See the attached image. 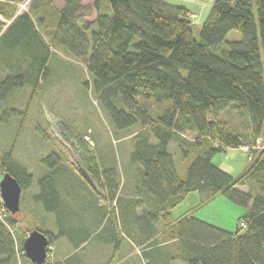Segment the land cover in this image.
Masks as SVG:
<instances>
[{"label":"trees","instance_id":"trees-1","mask_svg":"<svg viewBox=\"0 0 264 264\" xmlns=\"http://www.w3.org/2000/svg\"><path fill=\"white\" fill-rule=\"evenodd\" d=\"M215 1L200 28L198 41L189 10L165 0H66L53 45L64 47L85 62L93 82L87 88L96 93L115 130L127 131L137 125L143 128L134 140L130 159L138 168L135 187L139 195H144L142 202L150 209L145 213L148 220L143 228L151 232L154 248H160L161 244L155 224L169 220L168 228L176 233L185 264H264V145L253 152L247 169L236 179L213 164L216 155L244 143L242 134L231 130L222 120V114L234 104L239 115L249 120L253 138L264 141V0ZM20 21L21 33L5 51L16 54L17 59L14 62L10 56L11 74L0 80V101H6L16 89L35 85L39 78L48 76L51 45L44 41L27 13L10 27ZM235 30L242 34V40L227 43L228 50L222 48V43ZM4 56L9 61L10 57L3 53ZM140 100L156 105L171 101L172 107L154 117ZM18 113L5 112L0 123H7ZM189 133L196 136L191 155L186 152L184 155L192 160L181 177L170 143L185 142L183 135ZM82 159L87 167L81 165L95 180L97 188L90 187L97 195L91 193L85 197L73 187L63 186L68 173L61 171L62 160L56 153L46 157L43 161L49 173L37 180L39 192L34 201L56 215L60 235L33 227L27 231L23 243L37 229L53 245L68 233L69 226L74 227L76 221L82 226L96 209L101 212H97L92 226L112 222L110 234L115 245L121 238L115 207L107 209L105 205L99 209L97 204L101 192L110 202H119L122 186L119 170L115 164L106 168L104 162L105 168L100 169L98 158L91 154H82ZM1 167L17 178L23 190L32 186L33 174L14 161L12 152L4 156ZM243 187L249 191L245 193L240 189ZM195 192L204 198L203 205L217 196H226L245 207L248 211L240 217L237 232H228L193 214L172 221L171 210ZM147 195H152L154 201ZM69 200L77 201L79 207L74 210ZM124 201L125 220L129 202ZM139 203L137 206L141 208ZM137 206L134 205V211ZM79 211L81 215L77 214ZM128 212L134 214L131 206ZM0 216L5 217L0 219V264H22L21 259L33 264L22 249L23 243L18 248L12 233L24 217L19 220L12 216L5 209L1 195ZM158 247L155 251L161 252ZM49 258L50 255L47 263L52 264ZM159 258L148 256V264L151 261L168 264L166 258Z\"/></svg>","mask_w":264,"mask_h":264},{"label":"rangeland","instance_id":"rangeland-1","mask_svg":"<svg viewBox=\"0 0 264 264\" xmlns=\"http://www.w3.org/2000/svg\"><path fill=\"white\" fill-rule=\"evenodd\" d=\"M43 0H0V15L3 11L8 12L12 8L18 14L30 12L31 14L45 7L41 4ZM91 1V0H89ZM34 2V5L31 6ZM53 6L58 8L62 0H50ZM88 2V0H85ZM173 6H180L189 10L190 18L193 21V33L198 41L201 39L200 28L209 14L211 6L215 0H165ZM41 4V5H40ZM39 5V6H38ZM11 11V10H10ZM46 28H42L39 20L35 17L36 29L44 36L45 41L51 45V56L49 59V71L46 79L39 78L37 83L27 84L23 88L16 89L9 95L6 101H0V117L10 110L18 111L17 117L9 118L7 123H0V182L5 171L2 169V160L7 153L12 152V158L15 162L22 165L28 172L33 174V184L30 188L22 192V212L17 214V218L24 221L15 229H12L14 238L16 239L18 248L22 246L23 239L27 231L33 227H37L41 231L55 230L56 215L44 211L42 205L35 203L34 196L39 192L37 180L41 176L48 174V168L45 166L43 159L51 154L56 153L62 160V169L64 174L68 173L67 180L64 179L63 186L73 189L81 195L96 194L86 181L82 178L79 168V162L87 167V163L82 159V154L87 153L96 156L100 169L111 167L115 164L118 168L121 179V192L117 202H110L108 197L101 192L100 202L106 205V208L115 207L116 216L123 226L120 233L123 243L113 246L100 245L101 238L109 236V231L113 225L112 222H105L101 227L92 226L85 232L84 242L81 245L80 255L83 258L82 264H148V256L167 259L168 264H185L181 259L179 251V242L176 233L170 232L169 223L171 221H161L155 224V231L158 233L161 252L155 251L154 244L149 239H143L139 232L140 225L134 222L140 220L137 216L146 213L150 209L147 204L143 209L138 208L140 201L133 199L131 196L139 195L135 187L137 181L138 168L131 163V153L134 150V140L138 134L143 132L140 125L127 129V131H117L110 123L108 114H106L101 105L98 103L96 93L92 88H87L89 83L91 86L92 76L87 72L85 62L76 57L73 53L68 52L62 46L53 45L48 28L57 29V24L53 19V11H45ZM22 21L3 29L0 26V80L5 79L8 72L2 69L1 54L12 56L16 61V54L5 52L13 44L15 38L19 36ZM44 22V21H43ZM42 22V23H43ZM56 24V26H54ZM10 27V28H9ZM3 29V30H2ZM47 29V30H46ZM242 34L238 31H231L226 41L221 47L228 50V44L233 41H241ZM7 58V57H6ZM3 71V75H2ZM141 104L150 110L154 117L164 114L165 110L172 107L171 101L158 102L156 105L152 101L140 100ZM149 103V105H148ZM162 109V110H161ZM222 120L233 131H239L242 134L244 143L236 149L228 148L226 153L215 156L213 164L219 167L225 173L233 178H238L243 173L251 161L253 152L256 153L262 148L264 141L259 138L255 140L250 128V122L247 118H242L235 104L228 108V111L222 114ZM195 134H184L183 141H174L171 145V152L176 155V164L178 173L182 177L186 168V155L191 151ZM83 139V141H82ZM86 143V146L82 144ZM84 147H83V146ZM190 154V153H189ZM191 155V154H190ZM89 165V164H88ZM184 168V169H183ZM80 182L83 184L81 186ZM65 184V185H64ZM125 184V185H124ZM64 187V189H65ZM245 193L249 191L248 187L241 188ZM62 192L66 191L62 189ZM68 194V193H65ZM198 198L199 193L196 192ZM192 194V195H195ZM153 200L152 195H147ZM123 197H125L123 199ZM129 204L125 207L126 212L129 206L134 214H130L129 218L123 217L122 207L124 209L126 198ZM192 196L185 198L183 202H179L172 209V221H176L193 208ZM154 201V200H153ZM197 201V199H196ZM140 204V203H139ZM134 205L135 207L134 211ZM193 206V207H189ZM155 212L156 210H152ZM151 211V212H152ZM248 210L245 207L238 206L226 196H217L213 201L207 203L205 207L196 212V216L211 220L212 224L230 232H237L240 217L246 214ZM79 211L77 214H80ZM80 218V217H79ZM138 218V219H137ZM161 218V217H160ZM0 219L5 220L4 216ZM133 222V233L135 238V247L128 246L127 233L124 222ZM169 225V226H168ZM105 226V227H104ZM104 228V229H102ZM168 228V230H167ZM163 235V236H162ZM142 238V239H141ZM59 240V239H58ZM57 241V240H56ZM50 254V263L56 264L54 255L55 247ZM120 250L117 251V248ZM135 249L132 251V249ZM130 254L131 256H127ZM159 258V259H160ZM160 262V261H159ZM22 264H27V260L21 259ZM154 264V261H151ZM161 264V263H160Z\"/></svg>","mask_w":264,"mask_h":264},{"label":"crops","instance_id":"crops-1","mask_svg":"<svg viewBox=\"0 0 264 264\" xmlns=\"http://www.w3.org/2000/svg\"><path fill=\"white\" fill-rule=\"evenodd\" d=\"M32 1H34L35 2V0H32ZM43 1H44V3H43ZM42 2H41V4L43 5V6H45V7H42V9L41 10H38L37 12H34V14L32 13H30L29 11L28 12H24V13H27V14H29V16L31 17V19H32V21L34 22V24L35 23H38L36 20H35V17H37V19H40L39 20V22H40V25H41V27L42 28H46V22H45V19H44V16H45V11H47V8L49 9V11H53V19H56V20H54V22H56V24H57V20H58V22H59V15H60V12H61V10L63 9L62 7H64V4H65V1L66 0H62V2H61V4L58 6V8L56 7H54L53 6V8H52V4H51V2H50V0H43ZM85 1V0H84ZM34 2H33V4L31 5V6H33L34 5ZM40 4V5H41ZM39 6V5H38ZM11 10V11H10ZM8 12H6V11H3L2 12V14L0 15V26L2 27L3 26V29H5L6 27H8V26H11L13 23H15L16 21H18V19L20 18V16H22V15H24V13H20V14H18L17 12H16V10H13V12H12V8L10 9ZM44 21V22H43ZM43 22V23H42ZM56 24L54 25V26H56ZM2 29V30H3ZM47 30V29H46ZM48 30L51 32L50 33V37H51V39H52V41H53V36H54V33L56 32V29H55V27H53V28H48ZM42 34V33H41ZM43 35V34H42ZM43 39H44V41H45V38H44V36H43ZM54 42V41H53ZM46 43L47 44H49V42L48 41H46ZM54 44V43H53ZM69 52V51H68ZM49 59H50V57H49ZM8 62H11V63H8ZM15 62V61H14ZM48 63H49V60H48ZM9 64H11V66H9ZM12 64H13V59L10 57L9 58V61H8V59L4 56L3 57V55L1 54V65H2V69H6L7 70V74L6 75H9V74H11V70H12ZM49 65H50V63H49ZM51 66V65H50ZM2 75H3V71H2ZM4 76V75H3ZM175 140H173V141H171V143H170V152H171V145H172V142H174ZM228 150H231V149H228ZM227 150V151H228ZM226 153V152H225ZM192 158V157H191ZM191 160L192 159H187V163H186V168L189 166L188 164L191 162ZM81 165V163L79 162V166ZM175 165L177 166V164H176V155H175ZM82 166V165H81ZM185 168V169H186ZM184 169V168H183ZM185 169H184V171H185ZM177 170H178V166H177ZM241 189V188H240ZM242 190V189H241ZM243 191V190H242ZM196 193V192H195ZM195 193H190V194H188L185 198H189L190 196H192L191 198H192V203H193V206H189V207H193V208H191V210H189L188 212H185L186 214H193V216L195 217V215H196V212L197 211H199L201 208H203V206L205 207V205L207 204H205V205H203V200H204V198L200 195L199 196V198H198V196H197V194H195ZM192 194H195V195H192ZM133 199H135V200H138V201H140V203L142 204V207L141 208H139V209H143L144 207H145V204L142 202V199H145L144 198V195L143 194H141L140 193V195H136V196H131ZM128 198V197H127ZM196 199H197V201H196ZM128 199H126V202H129V201H127ZM93 202H94V204H95V200L93 199ZM69 203H71V206H72V208L75 210L76 208H78L79 207V203H77V201H74V200H69ZM210 203V202H209ZM98 204V207H99V209L101 208H105V204H102L101 202H100V200H99V203H97ZM45 211V210H44ZM96 211L98 212V213H100L101 211L99 210H97L96 209ZM94 213V214H92L91 216L89 215L85 220H84V223H83V225L81 226L80 224V222H78V221H76L75 222V224H73L74 225V227L73 226H69L68 228H67V231H68V233L65 235H63L61 238H59V240H57V241H55V243L53 244V247H55V251H54V255H52L53 256V258L55 259V261H56V263H64V264H67L68 262L69 263H74V264H82V261H83V258L81 257V255H80V250L82 249V244H80L81 242V239L83 238V233L84 232H87V230H88V228L89 227H92V225H93V222H94V220H96V217H97V214L98 213ZM45 213H46V211H45ZM171 213H172V210H171ZM130 214H131V212H130ZM130 214H129V212L126 214V218H129V216H130ZM141 216H144V219H140V220H138V221H136V222H134V221H131V222H125L126 223V230H127V233H129L130 234V236H127V243L126 244H128V246H132L133 245V247H135V244H134V242H135V238H134V234L135 233H133V222L135 223V224H139L140 225V230H139V232L143 235L142 236V238L143 239H149V235L151 234V232H148L147 230H145L144 228H143V224L145 223V221L147 222V218L145 217V213H141V215H138V217H140L141 218ZM184 216V215H183ZM172 217V216H171ZM198 219H201V220H203V221H205V222H209V223H211L212 224V222H211V220H209V219H204V218H202V217H199V216H196ZM195 217V218H196ZM56 221H57V219H56ZM55 225L57 226L56 228H55V230H48L49 231V233H51L52 235H54V236H59L60 235V229H59V225H57L56 223H55ZM71 225V224H70ZM120 225H122L120 222H119V226ZM214 225V224H213ZM95 226V225H94ZM122 227V226H121ZM82 229H83V231H82ZM47 232V231H46ZM141 238V239H142ZM112 242V243H111ZM99 243H100V245H105V246H108V247H110V246H113V245H115V240H114V238H113V235L111 236V234H110V231H109V236L108 237H106V238H101L100 239V241H99ZM121 243H123L122 241H121V239L120 238H118V240H117V242H116V247L119 245L120 246V244ZM80 244V245H79ZM121 247V246H120ZM120 247H118L117 248V251L118 250H120ZM133 250H135L134 248L132 249V251ZM127 256L129 257V256H131L130 254H127Z\"/></svg>","mask_w":264,"mask_h":264},{"label":"water","instance_id":"water-1","mask_svg":"<svg viewBox=\"0 0 264 264\" xmlns=\"http://www.w3.org/2000/svg\"><path fill=\"white\" fill-rule=\"evenodd\" d=\"M81 176L94 189L97 188L95 180H93L89 170L83 166H79ZM23 186L17 178L9 172H5L0 182V195L5 209L12 215L19 214L22 210ZM50 240L47 235L37 229H33L24 241L22 249L25 250L26 256L34 264H45L48 257V246Z\"/></svg>","mask_w":264,"mask_h":264},{"label":"built area","instance_id":"built-area-1","mask_svg":"<svg viewBox=\"0 0 264 264\" xmlns=\"http://www.w3.org/2000/svg\"><path fill=\"white\" fill-rule=\"evenodd\" d=\"M250 159H252L251 157H250ZM242 225L244 226V223H242ZM48 257H49V255L51 254V252H52V250H53V248L49 245L48 247ZM26 255V254H25ZM47 257V258H48ZM48 261V260H47ZM35 264V263H34ZM45 264H48L47 262L45 263Z\"/></svg>","mask_w":264,"mask_h":264}]
</instances>
